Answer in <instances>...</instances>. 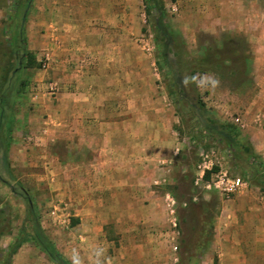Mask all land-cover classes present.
Masks as SVG:
<instances>
[{
	"label": "rangeland",
	"instance_id": "374dc122",
	"mask_svg": "<svg viewBox=\"0 0 264 264\" xmlns=\"http://www.w3.org/2000/svg\"><path fill=\"white\" fill-rule=\"evenodd\" d=\"M51 1L0 0V92L16 71H21L16 87L24 83L0 130V264H53L32 240L8 262L4 258L18 237L28 204L43 234L69 264L75 253L82 264H93V251L100 249L104 264H216L220 244H257L253 235L264 230L254 228L253 218L264 217V190L250 178L242 150L251 148L256 162L264 165V95L250 78L256 70L243 29L248 15L252 22H264V0H101L102 11L94 0L88 7L87 31L68 33L57 25L54 34L46 29L57 15L49 7ZM159 9L173 35L169 66L179 82L171 87L172 96V73L156 58ZM13 30L23 34L24 45L12 40ZM50 38L55 46L46 43ZM60 55L74 59L70 66L78 73L87 71L88 85H109L112 104H125L124 110L111 109L115 115L108 118L126 122L124 146L135 145L136 134L145 140L141 151L148 160L141 174V196L127 186L109 191L105 198L96 196L95 205L77 203L71 152L62 155V146L55 145L59 156L50 157L35 146L29 155L24 139L29 133H23L20 121L32 123L41 116L30 100L40 83L47 87L44 104H57L53 63ZM94 69H100L102 77L93 76ZM202 74L219 80L214 92L183 84L186 75ZM71 84L77 91L80 79ZM199 103L208 117L238 129L242 140L235 152L217 138L202 137L207 120ZM219 173L240 177L247 187L226 196L215 186ZM230 216L238 223L225 232L221 221ZM257 224L264 227V220Z\"/></svg>",
	"mask_w": 264,
	"mask_h": 264
},
{
	"label": "crops",
	"instance_id": "0c3cea01",
	"mask_svg": "<svg viewBox=\"0 0 264 264\" xmlns=\"http://www.w3.org/2000/svg\"><path fill=\"white\" fill-rule=\"evenodd\" d=\"M93 1H51L49 7L54 8L57 15L54 17L55 23L46 24V29L53 33L58 30L57 25H62L64 32L68 33L87 31L91 24L88 7L94 5ZM101 3L102 1L99 0L98 9L100 11H102ZM236 30H240V26ZM243 30L251 44L253 53L251 61L254 62L256 70L250 78L258 88V92L264 95V22H252L251 15H248V21L244 23ZM53 34L50 36L52 37ZM46 43H49L48 46L56 45V43H52V38ZM70 58L65 55L54 58L56 63H53V68L56 69L55 77L57 78H53L59 85L53 97L57 103L55 106H53L54 103H51V107L44 104L46 102V100L44 101L46 99L44 89L47 88L44 84H38L37 89H34L30 95V100L36 102L35 114L41 112V116L35 117L36 119L32 120V123L30 119L20 121L23 133H29L24 138L30 150L29 155L31 156L35 151L33 149L35 146L47 151L50 157L59 156L54 151L55 145L62 146L64 149L62 155L68 156L71 152L70 156L75 159L71 168L76 181L77 203L85 202L87 205H95L96 196L105 198L109 191L125 190L127 186H133V189L138 190L141 196L143 188L141 174L144 171V162L148 160L141 151L143 150L141 149L142 141L145 140L136 134L134 137L136 141L133 142L136 144L124 146L127 141L125 138L128 136L125 128L126 122L110 118L115 115L111 113V109L119 111L117 107H121L124 110L125 104L116 105V103L112 104L113 101H109V85L99 83L95 86L88 85L87 71L83 70V73H78L77 68L70 66V62L74 60ZM91 73L95 77H102L100 69H94ZM74 78L80 79L77 91H74L71 84ZM47 100L49 99L47 98ZM46 108L50 111L46 112ZM29 124H31L30 127ZM128 160L133 163H128ZM129 173L133 176H130ZM254 218L253 222L256 225L254 228L258 230L260 228V232H262L264 227H259L257 223L262 222L264 217L260 220L259 215H255ZM227 219V217L225 220L222 219L221 222L225 224L220 225V228H223L225 232L229 230V226L238 223V220L231 216ZM253 238L257 242L253 246L242 247L239 240L234 241L235 245L220 244L222 246L217 250L218 262L216 264H264V234L256 233ZM11 264L22 263L14 261Z\"/></svg>",
	"mask_w": 264,
	"mask_h": 264
},
{
	"label": "trees",
	"instance_id": "16d2710c",
	"mask_svg": "<svg viewBox=\"0 0 264 264\" xmlns=\"http://www.w3.org/2000/svg\"><path fill=\"white\" fill-rule=\"evenodd\" d=\"M163 16V12L161 9H159L158 19L154 24V39L158 50L156 58L158 65H164L172 73L170 81L171 83L168 84V94L172 96L175 94L173 93L171 87L178 84L179 77L169 66L168 55L170 51V42L173 38V35L171 36L169 28L164 23ZM12 33L13 41L17 43L21 42L22 45L25 44L24 38L22 36L23 34H17L16 31L14 33V30ZM20 75L21 71H16L15 75L7 80V82H10V84L7 86L8 88L0 92V130L3 126L2 118L5 116L7 109H11L10 107L13 104V98H16L22 94L20 87H23L24 83H19L20 87H16L19 82L18 80ZM199 104V109L201 110L202 114H206L205 119L207 120V123L202 125L203 128L200 129V134L202 137L206 135L217 138L219 141H222L225 144L229 151L235 152L234 150H237V148L240 147V142L242 140L238 129L232 124H221L218 123L216 119L208 117L209 111H206L203 104ZM242 153L247 154V164L252 170V175L250 178H252L260 190H264V165L258 164L256 162V155L252 152L251 148L242 150ZM208 174L209 173L205 174V178H208ZM28 240H32L34 243H36L40 250L52 261L53 264H69L68 261L59 254L56 247L43 234L36 211L34 207L31 206V204H28L18 237L11 245L8 246L5 252V260L8 262L9 259L20 248V246Z\"/></svg>",
	"mask_w": 264,
	"mask_h": 264
},
{
	"label": "clouds",
	"instance_id": "9594fccd",
	"mask_svg": "<svg viewBox=\"0 0 264 264\" xmlns=\"http://www.w3.org/2000/svg\"><path fill=\"white\" fill-rule=\"evenodd\" d=\"M190 83L196 84V87L201 91L214 92L219 87V80L213 75L202 74V75H192L185 76L183 78V84L187 87ZM104 250H94L93 251V264H104L103 262ZM73 264H82L79 258V253H75L73 256Z\"/></svg>",
	"mask_w": 264,
	"mask_h": 264
},
{
	"label": "built area",
	"instance_id": "2783aa9c",
	"mask_svg": "<svg viewBox=\"0 0 264 264\" xmlns=\"http://www.w3.org/2000/svg\"><path fill=\"white\" fill-rule=\"evenodd\" d=\"M215 186L222 194L229 196L244 190L247 187V181L240 177L230 178L226 173H219L217 175ZM171 212L173 213V211ZM172 225L173 227L176 226L175 221L172 222ZM175 249L176 247H174V250Z\"/></svg>",
	"mask_w": 264,
	"mask_h": 264
},
{
	"label": "water",
	"instance_id": "95a60500",
	"mask_svg": "<svg viewBox=\"0 0 264 264\" xmlns=\"http://www.w3.org/2000/svg\"><path fill=\"white\" fill-rule=\"evenodd\" d=\"M23 22H24V19H23L22 22H21V26L23 25Z\"/></svg>",
	"mask_w": 264,
	"mask_h": 264
}]
</instances>
